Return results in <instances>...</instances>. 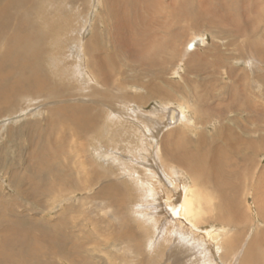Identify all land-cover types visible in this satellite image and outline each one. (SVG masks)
<instances>
[{"label": "rangeland", "instance_id": "374dc122", "mask_svg": "<svg viewBox=\"0 0 264 264\" xmlns=\"http://www.w3.org/2000/svg\"><path fill=\"white\" fill-rule=\"evenodd\" d=\"M108 2L109 0H81L73 4L61 0L60 3L53 2L54 5L51 8L53 13L47 16L51 18L56 13V20L63 24V27H56V29H60L59 32L54 30L56 33L52 34V31L49 30V33H46L50 36V47L52 49L57 47V49L55 48L56 52L64 51L66 47H70L72 41H77L75 29L86 26V29L81 31L83 32L82 40H87L94 34L95 28L99 27L100 42L103 47L99 55L105 56L107 61L105 71L108 83L98 87L90 81V84L83 85L85 88L84 98L79 94L76 102L72 99L76 105L84 104V102H80L83 101L80 98L87 99L86 102L91 101L94 96L105 99L102 101L105 104L103 103V106L100 104L99 109L108 116L105 118V123L104 121L99 122L98 128L101 127L97 134L85 139L86 144L92 143L89 149L84 150L83 154L80 147H75L77 144L80 146V142H83L79 136H75L76 126L66 122L65 114H62L61 111L54 110L69 103L67 99L60 98V96H62V91L66 90L69 95L75 88L73 86L75 83L71 82L70 75L73 73L72 76L76 77L74 79H79L80 76L74 75V72L70 75L62 73L61 75L64 76H60L56 73L58 70L54 69L55 67L52 69L51 64H48L47 61L46 68L49 67V70L59 76H56V80L61 84L60 94L53 100L45 98L47 96L21 97L19 100L20 102L24 101L23 104L18 102L19 104L17 103L14 110H5L0 115V252L3 254L0 256L1 263H12L13 261L17 264H33L36 261L35 264H78L80 261L79 264H239L244 262L248 249L247 244H250L254 238V233L258 231L263 233L264 231V219L259 212L260 207H264V191L262 192V188L264 189V62H260V57L264 54L261 50L264 46V0L158 1L157 4H160L162 12L157 10L158 13H153L152 8L144 11L149 13L148 22H151L152 17L150 16L153 14L166 21L165 28L156 36V40L162 41L163 46L154 48L157 57L162 59V62L152 64L148 66V69L141 66L143 49L136 47V49H132L135 50L134 53H131L128 50H121L117 44L115 45V42L110 43L109 36L113 33L111 25L113 18ZM56 7L63 12L56 10ZM134 11L137 13L135 17L138 14V17H141L144 12L141 9L139 11L134 9ZM184 13L186 14L184 15ZM130 15H134V13ZM58 16H60V20ZM153 17L155 18V16ZM106 22H109L110 26ZM238 28H242L244 32L238 33ZM72 29L74 33H72ZM61 37L66 40L63 38V41ZM192 39L198 40L199 46L196 51L190 52L185 46ZM58 44L60 45L58 46ZM0 45L2 44L0 43ZM260 50L261 54H258ZM108 53L111 55L110 59L114 58L115 64H112L107 58ZM145 54L149 55V53ZM58 55H55L57 67L65 70V63L60 58L62 53ZM73 60L72 56L71 59L69 58L70 63L68 64L73 65ZM42 67L43 70H46L45 65ZM118 67H122L123 74L118 72ZM86 68L90 71V68L87 66ZM46 72L48 71L46 70ZM260 75L261 79L258 77ZM66 76H69L70 79L68 80ZM122 82L126 86H120L119 84ZM91 87L94 90L99 89L100 93L86 91ZM74 91L78 92L76 88ZM22 106L24 107L22 108ZM39 107L41 108L39 109ZM168 107L181 110L183 107L185 115L182 120L185 123L178 124L173 130L174 132L172 131L175 137L171 138L170 142H165L169 147H172L171 141L175 140L180 141L179 145H183L186 141L185 135L191 145L192 141L197 144L198 137L205 132L208 137L202 143L203 146L188 145L191 152H194L191 156L197 152L206 154L208 156L204 158L207 162L209 158L212 160L214 153L219 152L239 160L242 155L251 159L246 165L249 169L248 172L246 169L239 180H234L238 184L237 189L228 187L232 190L225 193L227 198L225 197L224 201L218 197L219 194L212 189L211 185L208 184L206 190L200 188L204 191L203 194L208 195L207 200L204 201L210 203L209 205L204 204L206 211L202 213L203 228L206 227L205 230L214 228L213 232L220 233L225 232V229H220L225 227L231 230L229 238L238 240V246L235 249L223 250L220 253L223 255L217 254L219 258L216 259L212 252L209 257L206 256L205 261L202 258L199 259L201 253L198 250L188 249L191 247L192 239H184L185 235L178 232L180 229L177 227L176 230H173L174 233L170 234L171 231L164 228L163 231L159 228L155 224V220L148 221L146 215H155L157 212L155 208L159 206L155 199L154 202L153 199L150 200L153 196L149 194L150 190L146 189L148 188L145 184L147 176L149 177L148 173L152 172L148 167L150 164H128V157L135 158L136 151H143L145 148L149 151L147 147H151L153 143L154 148L158 146V151H162L161 153L157 152L159 160L166 159L168 165H177L179 168L177 166L176 168L180 171V175L185 179L188 178L186 181L189 187L194 185L192 171L173 161L170 153L163 148L164 136L171 130L164 125ZM136 111L138 112L136 113ZM5 113L6 115H4ZM209 119L210 122H208ZM32 123L36 127L34 126L32 128L34 130L30 131V129L28 130L30 127L26 128V126ZM122 123L127 126L124 125L123 130L128 128L130 131L126 135V131L118 128ZM24 124L26 125L23 126ZM169 125L173 126L174 123ZM157 126H160L163 136L156 140L155 144L153 140H151L152 143H149L143 139V130L141 129L146 130L148 127L158 134ZM117 128L119 130L113 134V130ZM28 133H31L32 139ZM236 136H239L243 141V149L240 148ZM212 138H216V140L213 141ZM121 139H129V141L123 142L122 140L121 142ZM60 142L64 143L60 144ZM114 143L119 148L117 151L119 156L113 153L106 155V152L113 149ZM174 143L172 142L173 145ZM127 144H129L128 147H126ZM247 145L250 148L245 150ZM129 147L130 151L127 149ZM121 158L125 161V166L122 165ZM119 161L120 165H118ZM132 165L138 169H145L146 172L140 171ZM56 167L58 171H56ZM33 169L35 170L33 171ZM85 172L88 174L87 176ZM99 172L102 173L103 178L99 177ZM109 177L124 189L127 198L128 193H135V197L132 195L130 197L134 199L131 201L128 198L122 207L107 206L109 198H101L97 195L106 183L104 179ZM260 177L262 180L259 179ZM150 178L151 176L148 180L152 184H157L154 178ZM125 181H133L131 184L134 189L130 190L128 184L124 186ZM256 185H259L260 188H256ZM89 186H92V189L88 188ZM156 188L160 190L159 187ZM171 195L173 196V193ZM229 198L232 201H229ZM138 200L139 202L136 204ZM143 206L145 209L141 213ZM220 212L227 215L231 213L230 216H235L237 221H241L239 226H237L238 222H233L234 226L229 227L230 222L228 224L216 217ZM161 214L157 215V219L164 227L170 221L165 213L159 219ZM5 219L6 222H4ZM129 223L132 225L129 226ZM142 224H144V229L147 226L150 229H155L153 231H149V228L146 231L139 230ZM2 230H11L12 232L7 233L13 234L11 236L13 239L5 241ZM118 230L119 233L115 236V231ZM126 230L134 232V235L127 233L126 237L121 236L120 232ZM155 231L157 235L154 234ZM191 233L198 237L201 234L196 231ZM240 233L241 236L236 238ZM47 235H52V237L49 238ZM35 240L37 241L34 242ZM54 242L55 245H53ZM34 243L38 245H34ZM262 243L263 245H260L259 248V250L261 249L259 256L261 257L260 263L264 264V242ZM2 246L5 247V252L2 251ZM56 246L61 248L56 249ZM34 247H38V250L34 251ZM42 249L49 250L46 253ZM52 249L57 250L58 253L54 255L55 251L51 252ZM227 253L231 256H224ZM237 253L239 255H236ZM67 257L72 263L69 262L70 260H66ZM226 257L230 259H226Z\"/></svg>", "mask_w": 264, "mask_h": 264}, {"label": "bare ground", "instance_id": "6f19581e", "mask_svg": "<svg viewBox=\"0 0 264 264\" xmlns=\"http://www.w3.org/2000/svg\"><path fill=\"white\" fill-rule=\"evenodd\" d=\"M62 1L63 2H72L73 4H75L76 2L81 1V0H62ZM158 1H160V0H109V2H108L109 3L108 5H110L109 11L111 12V15L113 18L111 21V25L113 26V30H112L113 33L111 34V36H109L110 43L115 42V45L117 44V47H119L121 50L122 49L128 50L131 53H134V51H135V50H132L133 48L136 49V47H137V49H143V51H142L143 57H142V61H141L142 62L141 66L144 67V69H148V66H151L152 64H157V62H158V64L162 62V59H159L157 57L156 51L154 48L155 47H161L162 48V46H163V42L162 41L158 42L156 40V36H158L163 31V29L165 28V25H166V21L161 20L158 16H156V14H153L152 16H150V17H152L151 22L150 21L148 22V17H149L148 14L149 13L147 14V11L146 12L144 11L148 8L149 9L152 8L151 10H153V13L154 12L158 13V11L162 12L163 10L160 8V4H157ZM181 1L182 2H190V0H181ZM53 2L54 3L55 2L60 3L61 0H0V43L2 44V45H0V49H1L0 50V115L5 110L8 111V110H11L14 107H16L19 104L18 103V102H20L19 98H21V97H27L30 95H32L34 98L47 96L45 98H49V99L53 100L54 97H57V95H59L61 90H62V89H60L61 84H59L56 80V76H58L56 73L60 74V76H64L61 74L64 73L65 75H67V74L70 75L72 72H74L75 73L74 75H78V76H80V78L74 79L75 76L73 77L72 76L73 73H72L70 75V77L72 79L71 82L75 83V85H73V84L72 85L75 86V88H76V90H78V92L79 91L80 92L79 93L75 92L74 91L75 88H74L73 92H71L69 90L72 93V94L69 93V95H70L69 96L67 94L68 92L66 90L62 91L61 92L62 96H60V98L62 97V98L67 99L69 103H66L67 105H62L58 108H55L54 110H56L57 112L61 111L62 114H65L64 116H65L66 122L71 123L73 126H76L77 129H74L75 130V132H74L75 136H79V138L82 139L83 142H80V144H79L80 146H78V144H77V145H75V147L76 148L80 147V149L82 151L81 153L84 154V150L89 149V147L92 144V143L90 144V142H89V144H86L85 139L91 138L94 135H96L98 129L101 127L100 126L98 128L99 122L104 121V123H105V118H106V116H108L105 114V112H102V110L99 109L100 104H101V106H103L105 104L104 102H102V101H105V99L100 98V97L97 98V96H94L93 99H91V101L86 102L85 100H87V99L80 98V100H83V101H80V100L79 101L84 102L83 105H76V103H74L73 100L74 101L77 100L79 97L78 96L79 94L84 98L85 88L83 87V85H88L87 83L90 84V81L94 82V84H96L98 87H100V85L103 86L104 84L108 83V77H107L106 71H105L107 61H106L105 56L99 55L100 54L99 52L103 49V47H102V42H100V36H99L100 31H99L98 26L95 28L94 34L90 38H88L87 40L86 39L82 40L83 32L81 31L82 29H86V26H83L80 29H75L76 33H77L76 38H78V39H76L77 41H72L71 44H70V42H68L70 44V47L68 46L69 48L66 47V49L63 48L65 50L62 52L61 51L56 52L55 48L57 49V47H55V48L53 47L54 49H52V47H50V44H51L50 39H49L50 36L46 35V33H49V30L52 31V34L56 33L55 31L59 32L60 29H56V27H58V26L63 27V24L59 23V21L56 20V18H55L56 13L54 15H52L51 18L47 17L53 13V10H51V8L53 7L52 5H54ZM151 4H152V6H151ZM102 7H103V5H102ZM133 8L137 11H139L140 9L144 11L141 14V17L140 16L138 17L139 14L135 17V14H137V13H135ZM56 10H60V9H58L56 7ZM61 12H63V11H61ZM131 13H134V15H130ZM119 14H121V15H119ZM185 14L186 13H184V15ZM153 16H155V18ZM58 17H59L58 19L60 20V16H58ZM103 21H104V18H103ZM106 23L108 26H110L109 22H106ZM99 24H100V26H102L101 23H99ZM54 25H55V27H54ZM92 25H94V24H92ZM105 27H107V26H105ZM106 30H107V28H106ZM237 30H238V33H240V34L242 32H244L242 30V28H238ZM103 31H105V30H103ZM72 33H74V30ZM147 36H149V38H147ZM56 39H58V38H56ZM56 39H55V41H56ZM64 39H63V41H64ZM48 43H49V45H48ZM65 43H66V41H65ZM53 44H55V43H53ZM59 45L60 44H58V46ZM48 46L50 47L49 49L47 48ZM198 46H199L198 40L195 39V41H194L192 39L187 43V45L185 47H186L187 51L193 52V51H196ZM186 49H185V51H186ZM68 50H69V52H68ZM261 50L264 53V46L262 47ZM261 50L258 52V54H261ZM57 51H59V50H57ZM60 53H62V56H60V58L65 63L64 64L65 70L59 69L57 67L56 62H55V60L57 61V57H55V55H58ZM104 53H106V52H104ZM145 53H149V55L146 56ZM72 56L74 57V60H73L74 64L72 63L73 65H69L68 64V63H70L69 58L71 59ZM107 58H109V59L111 58L110 53L107 54ZM46 61L48 62V64L49 63L51 64L52 69L55 67L54 69H56L58 71H56V73H54L48 69L49 67L46 68V66H47ZM110 61L112 62V64H115L114 58L110 59ZM260 62H264V54L261 55ZM88 64H89V66H88ZM42 65H45V69L48 72H46V70H43ZM61 66H62V64H61ZM61 66H59V67L61 68ZM72 66H73V68H72ZM86 66L88 68H90V71L86 68ZM121 69H122V67H118V72L123 74L124 71ZM144 72L147 73L148 71L144 70ZM258 77H259V79H261V75ZM66 78H68V80L70 79L69 76H66ZM62 79H64V78L62 77ZM64 83H62V84H64ZM112 83H113V81H112ZM68 84H69V82H68ZM68 84H66V85H68ZM119 85L122 87L126 86V84L123 82ZM92 89H93V87L87 88L86 91L93 92L96 94L100 93L99 89H97V90H94V89L92 90ZM56 93H58V94H56ZM72 96H73V98H72ZM60 98H57V99H60ZM136 98H138V97H136ZM24 100H26V99L24 98ZM22 102L24 103V101H22ZM22 102H20V103H22ZM41 102H43V101H41ZM107 102H109V101H107ZM29 106H30V104H29ZM23 107L24 106H22V108ZM107 107H109V105H107ZM40 108L41 107H39V109ZM174 109L172 107L167 108L166 123L164 125L166 128L171 129V130H169L166 135L164 134L165 136H164L163 148H165L167 150V152L170 153V155L173 157V161L177 162L180 166H184L189 171H192L191 174H192L194 185L189 187L188 182L186 181V179H188V178L185 179V177L180 175L181 174L180 171L176 168L177 165L176 166L170 165V164L168 165V163L166 162L167 160L165 158H164L165 160H163V161L161 159L159 160L157 152H159L160 150L158 151V146H156L155 148L152 146L153 143L151 142V140H153L154 144H155L156 140L160 139L163 136L162 135L163 132L161 131V128H159L160 126L156 127L158 134H156V133H154V131H151L150 129H148V127H146V130L140 128L141 130H143V137H144L143 139L147 140L149 143H152V144H151V147H149V146L147 147V148H149V151L145 148L144 150L142 149L143 151H136L137 155H135V158L134 157L133 158L128 157V164H130V163H133V164L145 163L146 165L150 164L148 167H150L149 169H151L152 172L149 171L150 173H148V175H149V177L151 176L150 179L154 178V180L157 181V184H155L156 185L155 186L154 184L151 183L150 180H148L149 177L147 176V179L145 182L146 186L148 187L146 189H149L150 190L149 194L153 196V198H151L150 200L152 201V199H153V202H154V199H155V202L159 205L157 208H155V210H157L155 215H152V214L146 215L148 218V221L155 220V224L158 225L159 228H161V229L164 228L165 230H169V232L171 231L170 234H173L174 233L173 230H176V227H177L178 229H180L178 232H182V234L185 235L184 239L185 238L192 239V241H190L191 247H188V249L189 250H198L201 253V255H199V257H198L199 259L202 258V260L205 261L204 259L206 258V256L209 257L211 252H212L213 257L215 256L214 259H216V258H219V256L217 257V254H220L223 250L225 251L226 249H229V251H231V250L235 249L238 246L237 245L238 240L237 241L234 239L231 240V238H229V233L231 230L227 229L225 227L220 228L221 230L225 229V232H220V233L219 232H213L212 230L214 228H212L211 230H205L206 227L203 228L204 226L202 224H204V219H202V215H203L202 213L204 211H206L204 204L209 205L210 203L204 201V200H207L206 197L208 195L206 193L203 194L204 191H202L200 188H202L203 190H206V188H208V186L211 185L212 189L214 191H216L217 194H219L218 197H220V199H223L222 201H224L225 197L227 198L225 193L229 190H232L228 187L230 186V187L235 189L236 186H238V184H237V182L235 183L234 180H239L240 176L245 172L246 169L248 172L249 169L246 167V165H247V163H249L251 161V159H249L248 156L244 157L242 155L241 159L239 160L238 158H233L228 154H225V153L221 154L218 152V153H214L212 160L209 158L208 161L205 162V158H207V156H208L206 154L203 155V154L197 152V154L191 156L194 152H191V148H188V145L190 144V146H194L193 144H195V143L192 141L193 144L191 145L190 141L189 142L187 141L189 139H187L186 135H185L186 141L183 143V145H179L180 141L178 142L177 140H175V141H171L172 147H169L166 143L170 142L171 138L175 137V135H173V132H174L173 130L176 128V126L178 124H181L183 122L182 120L185 118V115L183 113L184 112L183 107H182L183 110H181L180 108L175 109V110ZM52 111H53V109H52ZM137 112L138 111H136V113ZM4 115H6V113ZM16 116H18V115H16ZM8 117H10V116H8ZM119 119H121V118H119ZM210 119L208 120V122H210ZM126 121H128V119H126ZM172 123H174V125L170 126L169 124L172 125ZM183 123H185V122H183ZM203 124L204 123L202 122V125ZM25 125L26 124H24L23 126H25ZM124 125H125V123H122V125L120 124V127L118 126V128L123 130L122 127H124ZM34 126H35V124L32 123V124L27 125L26 128L30 127V128H28V130L30 129V131H32V130H34V129H32V128H34ZM109 126H111V125H109ZM118 128L116 130H113V134L115 133V131L119 130ZM123 131H126L125 135L130 132V131H128V128L123 130ZM89 134H91V135H89ZM194 135H196V134H194ZM165 137H167V138L165 139ZM207 137H208L207 133H205V132H204V134H200V137H198L199 139L197 140V142H198L197 144L203 146L202 143L205 142ZM236 137L239 140V144L241 146L240 148L243 149V141L240 139L239 136H236ZM30 139H32L31 135H30ZM56 139H57V136H56ZM212 139H213V141L216 140V138H212ZM61 140H62V138H61ZM122 140H123V142L129 141V139H121V142H122ZM191 140H193V139L191 138ZM114 141H115V139H114ZM172 142H175L174 145L172 144ZM61 143H64V142H60V144ZM129 144H127L126 147H128ZM197 144H195V146H197ZM58 145H59V143H58ZM99 146H101V145H99ZM173 148H174V150H173ZM248 148H250V147L247 145L245 150H247ZM127 149H129L128 151L131 150L130 147ZM118 150H119V148L114 143L113 149L106 152V155H107V153H109V154L113 153V154H117L119 156V153L117 152ZM161 152L162 151H160V153ZM72 155H73V153H72ZM85 155H86V153H85ZM120 156L124 158V156H122V155H120ZM123 158H121L120 161L123 162L122 165L125 166V161H123ZM120 161L118 162V165H120ZM157 163H158V165H157ZM132 166L135 167V165H132ZM239 166H240V168H239ZM135 168L138 169L137 167H135ZM56 169H57V167H56ZM34 170L35 169H33V171ZM128 170L130 171V168H128ZM138 170H140V171L142 170V171L146 172L145 169H138ZM56 171H58V169ZM186 172H187V170H186ZM85 174H86V176L88 175L86 172H85ZM99 174H100L99 175L100 178L104 177L101 172H99ZM68 177H71V175H68ZM259 179L262 180L261 177ZM96 181H98V180H96ZM104 181L106 183H105L104 187L98 192L97 196L101 197V198H106V197L109 198L108 201L109 200L110 201L108 202L107 206L115 207V208L122 207L123 205L126 204L128 198L131 201L134 199V198H130V197H131V195L133 197H135V195H136L135 193H131V192L128 193V198H127V195H125L126 193L124 194V189H122V187L120 188V186L117 183H115L111 177L104 179ZM111 181H113V182H111ZM85 183H84V185H85ZM131 183H133V181H125L124 186H126L128 184V186H129L128 188L130 190H133L134 189V188H132L133 184H131ZM141 184H142V186H144L143 183H141ZM88 185H89V183H88ZM48 187H50V186H48ZM156 187H159L160 190H157ZM88 188L92 189V186H89ZM256 188H260V186L256 185ZM126 190H128V189H126ZM263 191H264V189L262 188V192ZM171 193H173V196L171 195ZM104 195H106V196H104ZM199 196H201V197L199 198ZM229 201H232V200L229 198ZM229 201H227V202H229ZM138 202H139V200L136 201V204ZM228 204H230V203H228ZM160 205H161V207H160ZM139 209H140V207H139ZM144 209H145V207L143 206V208H141V213L144 212L143 211ZM259 212L261 214V217H263V219H264V207L263 208L260 207ZM159 213H162L160 215L159 219H161V217L163 216L164 213H165V215H167V217L169 218V221H170L168 225L165 224L164 227L161 226L163 224H161L160 223L161 221H159L157 219V215ZM230 214L227 215L225 213L223 214V212H220V214H218L216 217L217 218L219 217L220 219L224 220V222H227L228 224H229V222H230V224H232L233 222H236V223L238 222V225L237 224H235V225L239 226V222H241V221H237L236 217L230 216ZM4 222H6V219ZM39 222H41V221H39ZM230 224H229V227L234 226L233 224L232 225H230ZM48 225H49V223H48ZM128 225L130 226L132 224L129 223ZM169 225H171V227H169ZM46 227L49 228L48 226H46ZM46 227H45V229H46ZM153 227H151V228H153ZM186 227H188V229H186ZM147 228H149V227L147 226ZM147 228L144 229V224H142V226L139 230L142 229V231L143 230L146 231ZM153 229H155V228H153ZM153 229L149 228V231L150 230L153 231ZM164 229H163V231H164ZM42 230H44V229H42ZM9 231H11V230H2V232H4V235H5V237H4L5 241L7 239H13L11 237L13 234L11 235L10 233H7ZM16 231H18V230H16ZM53 231H54V229H53ZM60 231H61V229H60ZM195 231L198 233L200 232L202 235L200 234V237H198L195 234L191 233V232H195ZM115 232H116L115 233V236H116V234L119 233V230L115 231ZM137 232H140V231H137ZM160 232H162V231H160ZM56 233H57V231H56ZM127 233L134 235V232H132L130 230L120 232L121 236H125V237L127 236ZM54 234H55V232H54ZM154 234L157 235L156 231ZM16 236H18V235H16ZM47 236L49 238H50V236L52 237V235H50V236L47 235ZM240 236H241V233H240V235L236 236V238L237 237L239 238ZM18 237H20V236H18ZM44 237H45V235H44ZM117 238H119V237H117ZM55 239H56V237H55ZM55 239L53 238V240H55ZM29 240L32 241V239H29ZM53 240L51 242H53ZM164 240H166V239H164ZM36 241L37 240H35L34 242H36ZM44 242H45V240H44ZM47 242H49V241H47ZM58 242H60V241H58ZM262 242H264V231H263V233L261 231L254 233V238L250 241V244H247V247H248L247 251L245 250L247 252L246 257H245V261L243 260L244 262H240L239 264H261L260 263L261 257L259 256L261 249L259 250V248H260V245L261 246L263 245ZM30 243H32V242H30ZM24 244H26V243H24ZM34 245H38V244L34 243ZM53 245H55V242ZM24 246H26V245H24ZM5 247H6V244H5ZM5 247L2 246L3 252H5L4 251ZM38 247H34V249L33 248L32 249L34 251H36V250H38ZM176 247H178V246H176ZM239 247H240V245H239ZM57 248H61V247L56 246V249ZM63 248H65V247H63ZM184 248H186V247H184ZM48 250L42 249V251H44V252H46ZM178 250H180V248H178ZM185 250H187V249H185ZM68 251L69 250H67V252ZM51 252H54L55 253L54 255H56L58 253V251L54 250V249H52ZM242 252H244V251L242 250ZM23 253L25 254L27 252H23ZM38 253H40V251H38ZM1 254L2 253L0 252V256H1ZM221 255H223V254H220V256ZM236 255H239V254L237 253ZM24 256H26V255H24ZM224 256H231V254L227 253ZM232 256H234V255H232ZM261 256H262V254H261ZM63 257H64V254H63ZM226 259H230V258L226 257ZM66 260L69 261L70 259L67 257ZM1 261H2V258H0V263H1ZM39 262H41V260H39ZM69 262L72 263L71 260ZM222 262H223V260H222ZM35 263H36V261L33 264H35ZM79 263H80V261L78 262V264ZM1 264H17V263L12 261V263L7 262V263H1ZM39 264H41V263H39Z\"/></svg>", "mask_w": 264, "mask_h": 264}]
</instances>
